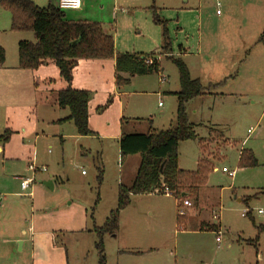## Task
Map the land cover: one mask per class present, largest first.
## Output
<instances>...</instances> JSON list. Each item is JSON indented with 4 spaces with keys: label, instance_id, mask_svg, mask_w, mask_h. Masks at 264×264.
<instances>
[{
    "label": "rangeland",
    "instance_id": "obj_1",
    "mask_svg": "<svg viewBox=\"0 0 264 264\" xmlns=\"http://www.w3.org/2000/svg\"><path fill=\"white\" fill-rule=\"evenodd\" d=\"M36 1L39 8L48 5V0ZM112 1L85 0L84 7L101 18L103 31L111 35L114 33V25L109 21ZM145 1L137 0L136 5L144 10ZM216 1L190 0L189 5L197 11L189 21L197 25L199 16L202 25L205 19L214 21L217 9L224 13L222 6L215 7ZM250 2L234 0L228 21L234 36L233 46L224 45L221 32L217 36L212 33L214 36L202 41V55L210 62L208 67L212 61L215 66L229 69L236 62L230 74L222 78H213L216 72L212 69H193V77L199 78L205 91L186 104L195 139L181 142L177 147L178 167L194 171L197 159L202 157L199 141L205 140L204 157L217 168L208 178V185L215 193L202 192L197 202L192 198L186 200L190 203L188 208L181 196L132 195L130 205L120 215L118 237L103 239L105 264H264V219L256 214L264 209V61L255 60H264V45L257 43L264 26L256 38L244 41L241 38V23L244 15L247 17V10L252 9L248 6ZM253 2L255 6L262 0ZM159 3L156 0V5ZM51 4L58 5V0H52ZM63 12L66 20L85 19L80 11ZM179 16L181 23L185 16ZM109 22L112 26L107 25ZM211 23L215 22H208ZM10 24V14L0 7V47L5 52L4 64L0 66V137L6 130L12 133L4 144V153H0V264H98L93 225H103L109 211L115 208L118 183L130 186L139 165L138 154L121 158L113 137L174 128L176 97L169 91H179L177 70L171 62L162 59L164 72L160 75L164 80L158 77L159 73L151 74L146 88L141 90L140 81H135L132 87H121L119 97L112 93L106 68L100 70L99 82L80 79L72 83V87L81 85L90 90L89 120L93 136L80 137L72 123L62 127L50 123L68 115L56 102L57 91L66 84L52 62L46 71L18 68L17 44L33 43L35 38L31 32L10 31ZM174 28L172 24L169 32L177 46L185 36L172 32ZM123 32L128 39L136 34L134 27L127 24ZM201 34H207L205 27L201 28ZM249 41L251 46H256L251 48L255 50V58L244 68L238 62L239 52L245 49L240 45ZM158 50L160 47L147 52ZM85 62L86 65L77 69L82 78L98 71V60ZM257 65L263 69L262 74L256 73ZM219 80L222 82L215 84ZM120 112L125 117L123 121ZM131 113L136 118L129 121L126 117ZM219 134L236 147L227 148L228 143L220 140ZM106 135L112 138L102 137ZM211 141L219 143L211 144ZM239 149L251 150L258 166L239 169ZM219 150L224 154L220 155ZM96 156L103 171L101 184L97 182ZM30 163L45 171L33 174L28 170ZM222 168L234 172V176L222 173ZM23 177L33 179L27 191L20 187ZM45 182H51L54 188ZM239 198L250 201L238 203ZM247 211L250 217H242ZM178 212L181 215L177 217L189 218L186 232L182 231L181 221L176 225ZM200 223L208 225V231H198ZM218 224L220 227L216 228ZM212 225L216 234L209 231ZM216 235L219 243L215 241ZM141 239L157 250H134Z\"/></svg>",
    "mask_w": 264,
    "mask_h": 264
},
{
    "label": "trees",
    "instance_id": "obj_2",
    "mask_svg": "<svg viewBox=\"0 0 264 264\" xmlns=\"http://www.w3.org/2000/svg\"><path fill=\"white\" fill-rule=\"evenodd\" d=\"M0 7L10 14V31L15 33L31 32L35 42L20 41L17 44V65L20 70L37 71L43 64L52 62L59 77L66 86L57 91L56 102L59 107L67 108L68 116L58 120L57 125L72 123L81 137L92 136L89 127V92L71 86L72 73L78 60H115V84L118 87L128 85L130 77L147 76L158 73L160 66L154 55L130 53L115 54L113 37L103 31L102 25L93 21H70L65 19L63 10L48 5L39 8L31 0H0ZM152 22L162 31L160 54L170 61L177 70L179 91L175 93V126L172 129L145 134H122L118 141L121 158L139 155V165L130 186L119 185L115 208L110 210L102 226L93 225L97 242L98 264H105L103 249L104 237L118 234L120 215L130 205L132 195L170 196L187 195L198 201V192L208 181L214 167L204 157L205 140H200L202 157L198 159L194 171L181 170L178 167L177 147L181 142L195 139L193 125L186 115V104L194 98L204 95V87L199 79H192L189 70L181 58L169 56L172 40L167 30V22L160 17L159 11L152 7ZM264 32L259 38L263 42ZM5 52L0 47V66L4 64ZM149 62V63H148ZM127 76V78L123 77ZM6 130L0 137V144H6L11 136ZM221 134H219V138ZM97 182L102 180L98 156ZM163 165L162 171L160 167ZM258 162L249 149H242L237 167L252 169ZM250 201V200H248ZM250 217V211L247 214ZM211 231H216L212 229ZM260 231V229H258ZM257 241V239H256Z\"/></svg>",
    "mask_w": 264,
    "mask_h": 264
},
{
    "label": "crops",
    "instance_id": "obj_3",
    "mask_svg": "<svg viewBox=\"0 0 264 264\" xmlns=\"http://www.w3.org/2000/svg\"><path fill=\"white\" fill-rule=\"evenodd\" d=\"M136 1L137 0H113L112 1L111 10L109 13V17H110L109 21L112 22L114 25V27L112 28V30L114 29V31H113L114 33L112 34V37H113L115 54L130 53V54H138V55H154V57L157 59V62L160 66V69L158 72L159 73L158 77L161 80H164V78L162 77V74L160 75V73L164 72V68H162L161 62H162V59H165L164 58L165 56L160 54V50H158L159 52H157V53L147 52V51H152L155 48H159L162 45L161 28L152 22V13H151L150 9L152 7H154L159 11L160 17L167 22L168 32L170 31L171 26L173 24V26L175 28H174V31H172V32H176L178 34H184L185 40L180 42L177 46H174L175 41L173 40V43H171V54L169 56H173L175 58H181L183 60V62L185 63V65L187 66V68L189 70V74H190L192 79H199L197 77H193V73H192L193 69H198V70L199 69H205V68L212 69L213 71L216 72V73H214L215 75H212L213 78H215V77L222 78V76H226L227 74H230V71L232 70L231 67L235 65L236 61H233L232 65L229 69L228 68L226 69L224 66H215L214 62H212V61H211V63H212L211 66L208 67L210 62H206L205 57L202 55V53H203L202 52L203 51L202 41L204 40L205 37L209 38V37L214 36V35H212V33H215V36H217L216 33L221 32V34H223V41H225L224 45L226 44L227 47L233 46L232 42L234 41V36L231 34L232 26L228 24V21H229L231 15L233 13L234 0H217L215 7L221 8V6H222L224 13H222V11L219 14L216 13L214 21H212L211 19L210 20L205 19V23L203 25L201 24V22L203 23V20L199 21L200 16L198 17L197 25H193L192 20L189 21V18L193 14H195V11H197L189 5L190 0H159L160 5H156V0L155 1L154 0H147V1H145V5H144L145 9L144 10H141V7L136 5ZM247 1L248 0H245V2H247ZM251 1L252 2H250L248 4V6H249V8H252V9L247 10V14H246L247 17L245 18V15H244V19L242 20V23H241V28L243 31V34H242L243 36L241 38L243 39V41H244V39H248V38H249V40L256 38V36H258L257 33L260 32L264 26V0H262V3L257 2L255 6H254L253 0H251ZM33 2L36 5L37 1L33 0ZM51 2H52V0H48V5H50ZM241 4L242 3L240 2V6H241ZM54 6H58V5L55 4ZM84 7H85V0H81L80 8L78 10H76V11H80L79 12V13H81L80 16H85L84 17L85 19L83 21L93 20V21H96V22H99L100 24H102L101 18H99L98 15H96V14L92 15V13H88L86 8H84ZM217 11H219V10L217 9L216 12ZM97 13H100V12H97ZM182 14L185 17H182V20L180 23V16L179 15H182ZM88 15H90V17H87ZM184 18H185V20H183ZM110 22L107 23V25L110 24ZM183 22H184V24H183ZM208 22H215V23L208 24ZM126 24H127V26H133L134 30H136V34H134L132 36V39H128V35L123 32L124 28L126 27ZM122 25H123V27L121 29ZM110 26H112V24H110ZM193 26H194V28H193ZM202 27L206 28V32H207L206 35L201 34V28ZM211 27H215L216 30L213 31L211 29ZM194 29H196L197 33L194 31ZM192 32H193V34H192ZM263 32H264V30H263ZM261 35H260V37H261ZM169 36H170V32H169ZM170 38H171V36H170ZM259 38L257 39V43L263 46L264 40H263V42H259ZM210 43L211 42H209L208 46H210ZM211 46H214V44H212ZM240 46H241V48H245V49H242L241 52H239V55L241 58H238V62L245 68L249 64V62L252 61V59L255 55L254 54L255 50H252V49L256 46H255V44L251 46L250 41L247 44H246V42H243V44ZM246 47L248 49H246ZM237 54H238V51H237ZM262 56L264 57V54ZM195 57H198V58H196L197 60L194 59ZM260 59L257 60L255 58V60L257 62L261 63V61H264V60H260ZM165 60H167V59H165ZM85 61H90V60H78L77 61V64H76L75 68L73 69L71 84L74 82H79L80 79L86 80L87 82H96V81L99 82L100 78L98 76L100 75V70H104L106 68V70L108 71L107 74H108V78L110 80V87L112 89V93L116 94V96H118V97L121 96V93L118 92L121 87H118L115 84V69H114L115 60L114 59L99 61V64H97V68H98L97 72L98 73L97 72L89 73L86 78H82L81 76H79L77 74V69H78V67L82 68L84 65H86L85 63H87V62H85ZM50 63L51 62H47V63L43 64V66L40 67L39 69L40 70L43 69L44 71L50 69V67H51ZM206 64H207V66H206ZM256 73L257 74L263 73V69L260 67V65L256 66ZM256 73H254L253 76H256ZM123 77L127 78V76H123ZM228 77H229V75H228ZM228 77H224V78L227 79ZM137 78H140L141 80H136ZM148 78L150 79L151 75L140 76V77L139 76L130 77V81H129L128 85H126V86L132 87V85L134 84L135 81H140V83L142 85L141 90H143L144 88H146L148 86ZM158 82H159V80H158ZM221 82H222L221 80L215 81V84H220ZM73 88L88 91L89 92V100H90V90L87 89V87L77 85V87H73ZM177 92L176 91H169V93L172 96ZM138 93H140V92H138ZM159 106L162 107L161 104H159ZM88 107H89V103H88ZM61 110L63 113L65 111H67V113H68L67 108H61ZM89 114H90V109H89ZM131 114L132 115H129V117H126L127 119H129V121L136 118V117H134L133 113H131ZM67 116L68 115H66V114L59 116L57 119H53L50 123L56 125L57 127L66 126L70 122L60 124V125H57L56 122L58 120L66 118ZM119 117H120L121 121H123L125 119V117H122V112H120ZM89 127H90V120H89ZM248 133H249V131H248ZM59 136H60L59 138L62 140V135H59ZM120 136L121 135L119 134L113 138H115L118 142ZM102 137L108 138V139L112 138L111 136H107V135L102 136ZM220 138H221L220 140H223V141L228 143L227 148H229V147L235 148L236 147L235 143H233V142L230 143L229 141L224 140L223 136H221ZM206 141H208V140H206ZM212 142L214 144L219 143V141H211V144H213ZM241 150L242 149L237 150V161H238L239 154H240ZM219 152H220V155L224 154V152L222 150H219ZM0 153L1 154L4 153V145H0ZM198 159H197V161H198ZM196 164H197V162H196ZM179 169H181V168H179ZM136 170L137 169L135 168V174H136ZM181 170H183V169H181ZM216 170H217V168L214 167L213 171H216ZM101 171H102V169H101ZM38 172H41V171H37L36 173H38ZM221 172H222V170H221ZM102 173H103V171H102ZM101 182H102V180H101ZM45 183L51 184V189L54 188L51 182H45ZM120 184L121 183H118V186ZM28 188L26 190H22V191H27ZM202 192H204V194L205 193L213 194V193H215V190L213 187L208 185V181H207L206 185L199 190L198 198H199V194ZM182 196H183L182 201L190 200V198L187 195L183 194V195H181V197ZM182 201H181V203H182ZM244 201H245V199H241V198L237 199L238 203L247 204L249 202V201H247V202H244ZM181 203L179 202L177 207H179V205ZM185 208H188V207L185 206ZM177 215H181V214H179V212L176 214V225L179 221H181L184 225V230H182V231L186 232L188 229L187 224H188L189 218L187 216L177 217ZM218 218H219V216H218ZM214 219H216V217ZM202 224L203 223H200L198 225V229H199L198 231H200V232L208 231L207 230V228H209V227H207L208 225L204 226ZM213 226L214 225H212V227L210 228L209 231L216 234L217 231H211V230L212 229L216 230L217 227H220V224L215 226L216 228H214ZM119 231H120V229H119ZM178 232H181V231H178ZM118 234H119V232H118ZM118 234L112 238L113 239L117 238ZM216 237H217V235H216ZM216 243H219V242H216ZM138 246L139 247L134 248V250H148L146 252H150V250H157L156 248L149 247L148 243H146V240H144V239H141V242L138 243ZM137 252L141 253L140 251H137ZM119 253H121V251H119Z\"/></svg>",
    "mask_w": 264,
    "mask_h": 264
},
{
    "label": "built area",
    "instance_id": "obj_4",
    "mask_svg": "<svg viewBox=\"0 0 264 264\" xmlns=\"http://www.w3.org/2000/svg\"><path fill=\"white\" fill-rule=\"evenodd\" d=\"M80 5H81V0H58V7L63 11L64 10L76 11L80 8ZM216 13L219 14V11H217ZM28 170L30 172H32L33 174L36 173L37 171H42V172L45 171V169L36 168L33 165V163H30L28 165ZM222 172L226 173L231 178L235 174L234 172H229L226 168H222ZM20 179H21V184H20L21 190H26L28 188L29 184L33 182L32 178H24L23 177ZM164 196H170V195L167 191H164ZM183 205L184 206H190V203L188 201L184 200ZM247 214H248V211L246 214H242V217L247 216ZM256 214L264 219V209L257 210ZM215 241L219 242V237H216Z\"/></svg>",
    "mask_w": 264,
    "mask_h": 264
},
{
    "label": "water",
    "instance_id": "obj_5",
    "mask_svg": "<svg viewBox=\"0 0 264 264\" xmlns=\"http://www.w3.org/2000/svg\"><path fill=\"white\" fill-rule=\"evenodd\" d=\"M163 165L160 167V171H162ZM46 186H48L49 188H51V184L49 183H45ZM183 195V194H182ZM183 197V196H182Z\"/></svg>",
    "mask_w": 264,
    "mask_h": 264
}]
</instances>
